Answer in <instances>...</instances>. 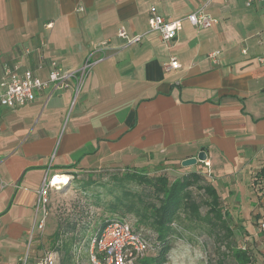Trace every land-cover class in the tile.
Wrapping results in <instances>:
<instances>
[{"label":"crops","instance_id":"0c3cea01","mask_svg":"<svg viewBox=\"0 0 264 264\" xmlns=\"http://www.w3.org/2000/svg\"><path fill=\"white\" fill-rule=\"evenodd\" d=\"M205 4L209 28L185 19L172 42L150 30L153 6L181 19ZM121 26L142 40L125 46ZM90 54L77 95L72 81L0 105V264L24 253L45 178L177 166L209 172L228 198L264 165V0H0V77L9 65L47 80L52 61L69 71ZM171 58L181 67L167 71ZM202 150L209 166H182Z\"/></svg>","mask_w":264,"mask_h":264},{"label":"trees","instance_id":"16d2710c","mask_svg":"<svg viewBox=\"0 0 264 264\" xmlns=\"http://www.w3.org/2000/svg\"><path fill=\"white\" fill-rule=\"evenodd\" d=\"M70 174L73 180L67 185L77 179L81 191H88L85 195L94 197L93 203L101 206L104 214L93 230L83 208L59 216L49 235V246L58 255L59 264H77L76 251L82 242L85 241L88 251L93 235L112 222L127 220L128 215L137 220L135 231L152 244L150 251L136 264H166L172 242L183 237V230H197L216 241H225L231 257L229 264L253 263L249 250L236 245L230 224L234 218L242 220L238 201L229 202L228 206L217 185L202 170L191 169L177 176L162 171L150 174L135 168ZM104 175H108L107 181H103ZM260 178L264 179V165L254 174L255 181ZM103 194L109 198H104Z\"/></svg>","mask_w":264,"mask_h":264},{"label":"built area","instance_id":"2783aa9c","mask_svg":"<svg viewBox=\"0 0 264 264\" xmlns=\"http://www.w3.org/2000/svg\"><path fill=\"white\" fill-rule=\"evenodd\" d=\"M254 1L247 0V4L251 5ZM206 7L207 4L200 6L185 18L167 19L153 6L149 17L150 30L159 31L164 41L172 42L183 28L185 19L195 27L209 28L217 22V19L207 13ZM118 36L125 39V46H129L141 41L144 33L131 34L124 26H121ZM243 51L246 52V50ZM219 53V51H212L208 57L217 61ZM98 60L90 54L80 68L69 71L64 70L54 60L51 63L52 67L47 80L39 78L31 69H26L20 75L16 67L8 65L0 77V105L7 108L24 106L35 99L38 91L49 86L53 90L67 88L71 86L72 81L75 82L74 87L77 95L89 69ZM163 66L167 71H170L181 67V63L177 58H171L164 62ZM204 163L210 165L208 160ZM207 175L209 176L210 173L208 172ZM52 188L54 186L51 178L49 180L45 178L37 190L34 220L29 230L30 234H33L35 229L39 231L45 229L48 215L46 208L50 203ZM260 230H264V220L261 222ZM151 248V242L142 233L135 231V227L130 221L121 220L106 225L99 233L91 237L88 244V258L92 264H136L137 260L146 255ZM32 249V240H30L26 251L19 258L18 264H59L58 255L52 250L41 252L32 263Z\"/></svg>","mask_w":264,"mask_h":264},{"label":"rangeland","instance_id":"374dc122","mask_svg":"<svg viewBox=\"0 0 264 264\" xmlns=\"http://www.w3.org/2000/svg\"><path fill=\"white\" fill-rule=\"evenodd\" d=\"M175 168L177 166L172 167L171 170L158 169L149 171V173L162 171L171 176H177L184 172L179 173L178 170L176 172ZM256 171L248 178V181L242 177L237 178V182L241 181L239 187L230 186L231 195L227 198V193H223L225 195L223 196L228 206H230L229 202L235 204V201H238L239 213L242 220L238 221L234 218L230 223L234 228L236 245L249 250L253 258L252 264H264V233L260 232L261 222L264 218V179L261 180L260 178L258 181H255L254 174ZM103 177V181L108 180V175H104ZM72 178L73 175H71V180H73ZM76 180L61 189H57L54 186L55 191H51L50 203L46 208L48 215L45 229L42 231L35 229L33 234L29 232L26 247L30 243V240H32V251H35L37 254L45 250H51L49 235L54 231L57 219L63 214L69 213L74 209L83 208L85 217L88 215L91 219V229L95 228L96 224H98L101 214L104 212L103 208L93 203L94 197L85 195L86 193L88 194V191L86 193L81 191L80 185ZM96 189L103 191V188L97 187ZM103 196L104 198H109L108 195L105 196L103 194ZM257 215L260 217H257ZM126 218L136 226L137 220L133 215H128ZM86 247L87 245L84 241L77 249V264H92L89 261ZM228 251L229 247L225 241H216L212 237L209 238L204 232L200 233L197 230H183V237L173 240L172 249L169 252L166 264H220V262L229 264L231 257Z\"/></svg>","mask_w":264,"mask_h":264},{"label":"water","instance_id":"95a60500","mask_svg":"<svg viewBox=\"0 0 264 264\" xmlns=\"http://www.w3.org/2000/svg\"><path fill=\"white\" fill-rule=\"evenodd\" d=\"M207 160V152L205 150H202L200 152H198V154L196 156L193 157H189L187 159H184L181 164L183 167H191V166H195L197 165L199 162L204 163V161ZM104 169H99V170H94V171H101ZM109 170V169H108ZM111 170H115V169H111ZM145 257V255L143 256ZM143 257L139 258L137 260V262L142 259Z\"/></svg>","mask_w":264,"mask_h":264},{"label":"bare ground","instance_id":"6f19581e","mask_svg":"<svg viewBox=\"0 0 264 264\" xmlns=\"http://www.w3.org/2000/svg\"><path fill=\"white\" fill-rule=\"evenodd\" d=\"M51 180L56 186L55 188H61L60 186L67 185L70 182V176L68 175H56L54 178ZM61 184V185H60Z\"/></svg>","mask_w":264,"mask_h":264}]
</instances>
